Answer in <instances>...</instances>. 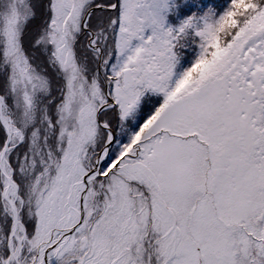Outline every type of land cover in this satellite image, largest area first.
Returning a JSON list of instances; mask_svg holds the SVG:
<instances>
[{
  "label": "snow or ice",
  "instance_id": "snow-or-ice-1",
  "mask_svg": "<svg viewBox=\"0 0 264 264\" xmlns=\"http://www.w3.org/2000/svg\"><path fill=\"white\" fill-rule=\"evenodd\" d=\"M0 264H264V0H0Z\"/></svg>",
  "mask_w": 264,
  "mask_h": 264
}]
</instances>
